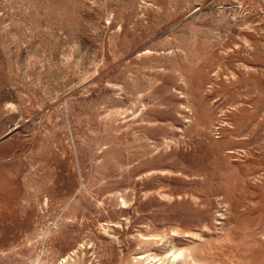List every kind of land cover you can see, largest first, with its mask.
Listing matches in <instances>:
<instances>
[{
	"label": "rangeland",
	"instance_id": "rangeland-1",
	"mask_svg": "<svg viewBox=\"0 0 264 264\" xmlns=\"http://www.w3.org/2000/svg\"><path fill=\"white\" fill-rule=\"evenodd\" d=\"M0 264H264V0H0Z\"/></svg>",
	"mask_w": 264,
	"mask_h": 264
}]
</instances>
